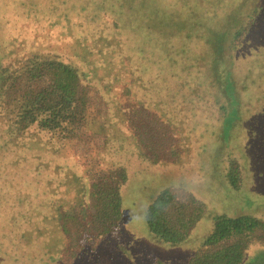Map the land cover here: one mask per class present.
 <instances>
[{"label": "rangeland", "instance_id": "obj_1", "mask_svg": "<svg viewBox=\"0 0 264 264\" xmlns=\"http://www.w3.org/2000/svg\"><path fill=\"white\" fill-rule=\"evenodd\" d=\"M108 1L32 0L23 5L19 1L7 2L8 6L0 3V14L7 18L9 26L17 22L29 37L18 38L8 28L1 33L5 35H1L4 41L0 43V53L13 56L35 47L76 57L81 69L90 73L88 116H94L95 121L103 120L101 128L106 135L99 140L78 143V150L73 147V159L67 152L66 163L72 165L79 178L84 168L94 165L96 159L101 166L115 161L128 171L129 179L122 187L121 231L95 241L98 248L93 260L90 245H85V253L72 264H184L210 230L213 215L244 213L264 220V115H259L264 114V92L255 99L261 89L264 90L261 69L264 59L259 57L263 61L259 67H255L254 62L257 54L262 51L264 54V0ZM245 23V30L237 38L239 45L224 50L220 45L217 51L219 58L228 51L225 57L231 65L226 62L222 66L219 59L215 71L211 64L210 73L206 65L198 62L203 54L216 55L209 42L205 43V38L211 39L212 33L223 30L228 41L232 38L233 25ZM10 47L13 52L8 53ZM134 47H144L147 61L142 55L137 56ZM248 67L250 75H246ZM227 69L234 75V86L239 87L238 107H233L239 111L240 118L233 120V126L222 132L220 122H210L214 119L213 112L207 114L209 122L204 120L203 125L200 124L205 113H199V117L195 103L201 92L207 95L206 101H214L212 93L215 97L218 94L223 101L221 85L224 86ZM251 75H257L253 85L247 82ZM210 83L214 88H210ZM243 85L249 89L241 90ZM191 101L193 108H189ZM256 103L260 105L259 116L253 112L257 113ZM143 117H147V131L155 121H161L159 127L157 124L153 127L167 132V142L154 147L157 151L155 163L149 159V147L146 150L139 146L133 135L138 127L135 121ZM167 118L174 123L168 125ZM198 119L199 125H196ZM255 121L260 125L255 134L247 135V129L243 131L249 139L245 150L241 130L244 123L249 129L255 128ZM193 138L195 144L200 140L201 146L198 145L196 151L190 146L189 152L188 145ZM232 157L241 169L237 189L231 188L224 179L225 165ZM76 162L80 165L76 166ZM163 187L191 191L205 206L204 214L189 237L178 245L153 241L144 223L146 204ZM10 259L12 261V257ZM63 260L60 263L66 264ZM34 262L56 264L54 261L43 263V258ZM242 264H264V245L248 244Z\"/></svg>", "mask_w": 264, "mask_h": 264}, {"label": "trees", "instance_id": "obj_2", "mask_svg": "<svg viewBox=\"0 0 264 264\" xmlns=\"http://www.w3.org/2000/svg\"><path fill=\"white\" fill-rule=\"evenodd\" d=\"M18 1L22 5L32 3V0H0V3L8 6L7 2ZM121 10L123 12V8ZM115 25L118 24L115 22ZM245 25H233L229 42L223 30L221 33H212L211 39L205 38V43L209 42L217 57L211 54L214 57L211 59L210 54H203L205 57L201 55L198 62L204 67L206 65L208 70L212 64L213 71L219 59L222 66L226 62L229 66L225 57L228 51L221 58L217 51L220 45L223 50L225 47L238 46L240 39L237 43V38L245 30ZM8 28L12 29L16 37L29 39L22 25L14 22V25L9 26L7 18L0 14V43L4 41L1 33H5ZM234 41L236 44H233ZM140 44L141 40L139 47ZM139 47H134V51L147 61L144 47ZM7 52L11 53L13 49L10 47ZM17 54L7 56L0 53V264H34L35 259L41 258L43 263L54 261L56 264L68 258L70 260L67 262L63 261L72 264L85 253L89 245L90 258L93 260L98 248L95 241L120 232L123 226L121 196L122 187L129 179L128 171L115 161L101 166L99 159H96L94 165L84 168L79 178L72 165L66 163L67 152L72 157L73 147L79 149L78 143L99 140L102 135H106L104 128H101L103 120L95 121L94 116H88L90 73L81 69L76 57L35 47ZM259 57L264 59L263 51L255 57V67L263 63ZM231 68L233 71L234 66ZM249 68L246 75L251 74ZM261 69L264 75V65H261ZM232 71L226 70L225 83L221 85L223 101L218 94L215 97L212 93L214 101L207 100L209 103L203 92L198 96L195 103L199 108L198 116L201 117L199 113H205L201 117V125L204 120L207 121V114L213 112L214 119L209 121L220 122L219 127L224 132L233 126V120L240 118L239 111L233 107H238L236 99L239 97V87L234 86L236 82L232 78ZM257 75L248 76L247 82L253 85ZM211 83L210 88L213 87ZM246 88L249 89L243 85L241 90ZM263 92L261 89L255 99L258 100ZM190 104L189 108H193V101ZM172 105L175 103L172 102ZM259 111L260 105L257 104V113L253 112L258 115ZM167 120L169 125L171 121ZM256 122L255 128L250 129L244 123L242 133L247 129V135L255 134L260 128ZM156 124L159 127L162 123L155 121L151 127L148 126L147 131V117L139 118L135 121L137 130H133L137 144L146 150L149 147L152 163L157 162L154 147L167 142V132L162 133L161 129L153 127ZM196 125H199V119ZM243 135L245 144L242 146L247 150L249 139L245 138V133ZM168 140L171 143V139ZM105 141L106 138L102 144ZM199 141L197 144L195 138L191 143L187 141L189 152L191 147L195 149L201 146ZM79 165L76 162V166ZM224 179L231 188L239 187L241 169L233 157L225 165ZM204 212L203 201L191 191L181 187H163L146 204L144 223L153 241L178 245L186 241ZM210 225V230L203 236L199 246L187 256L184 264H242L248 244L256 242L264 245V220L250 214H215L211 217Z\"/></svg>", "mask_w": 264, "mask_h": 264}]
</instances>
